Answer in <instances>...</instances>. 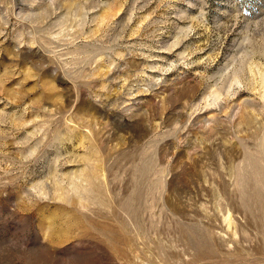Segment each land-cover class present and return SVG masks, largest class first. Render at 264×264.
I'll list each match as a JSON object with an SVG mask.
<instances>
[{"label":"rangeland","instance_id":"obj_1","mask_svg":"<svg viewBox=\"0 0 264 264\" xmlns=\"http://www.w3.org/2000/svg\"><path fill=\"white\" fill-rule=\"evenodd\" d=\"M263 179L264 0H0V264H264Z\"/></svg>","mask_w":264,"mask_h":264},{"label":"bare ground","instance_id":"obj_2","mask_svg":"<svg viewBox=\"0 0 264 264\" xmlns=\"http://www.w3.org/2000/svg\"><path fill=\"white\" fill-rule=\"evenodd\" d=\"M258 153V152H257ZM263 153V152H262ZM253 161V160H252ZM255 165H256V163H255ZM257 166V165H256ZM257 168V167H256ZM258 169V168H257ZM258 175V174H257ZM259 177H260V175H259ZM264 180V179H263ZM249 185V184H248ZM256 189V188H255ZM256 192V191H255ZM252 197V196H251ZM257 198V197H256ZM245 211V210H244ZM252 211V210H251ZM228 213V212H227ZM247 213V212H246ZM229 214V213H228ZM228 216V215H227ZM263 216V215H262ZM248 218H250V216L248 217ZM259 218H261L260 216H259ZM256 219H257V216H256ZM262 220V219H261ZM252 222V221H251ZM263 223V222H262ZM260 225V224H259ZM225 235V234H224ZM209 241V240H208ZM204 242H205V239H204ZM207 242V241H206ZM214 242V241H213ZM211 243H212V241H211ZM215 246V245H214ZM206 247V246H205ZM191 248V247H190ZM204 249V248H203ZM206 249V248H205ZM207 252V251H206ZM198 253V252H197ZM196 253V254H197ZM204 253H205V251H204ZM200 254V253H199ZM207 255V254H206ZM229 255V254H228ZM212 257V256H211ZM206 258V257H205ZM217 258V257H216ZM246 262V261H245ZM229 263V262H228ZM240 264V263H239Z\"/></svg>","mask_w":264,"mask_h":264}]
</instances>
